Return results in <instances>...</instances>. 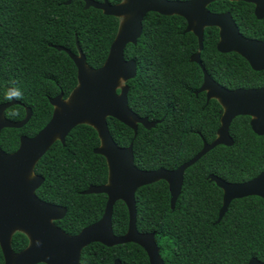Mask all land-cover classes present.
I'll use <instances>...</instances> for the list:
<instances>
[{"label": "trees", "instance_id": "obj_1", "mask_svg": "<svg viewBox=\"0 0 264 264\" xmlns=\"http://www.w3.org/2000/svg\"><path fill=\"white\" fill-rule=\"evenodd\" d=\"M0 0V104L9 88L23 91L21 104L8 107L5 118L22 120L25 107L31 117L21 128H4L0 148L16 150L21 135L33 136L50 120L49 98L62 93L66 99L77 85L76 67L61 46L77 54V45L86 64L99 68L118 31L120 20L94 8L84 9L83 0ZM101 2L102 0H94ZM111 5L121 0H107ZM210 8L230 11L240 31L264 41V18L257 20L252 5L219 1ZM179 16L149 12L142 20V34L136 44L124 49L134 59L136 75L127 81L129 107L149 121H158L147 130L133 131L109 118L107 127L117 146L132 142L134 165L141 170H174L211 143L220 125L222 107L204 94H194L202 81L200 67L190 62L197 51L196 37L184 32ZM217 30L206 28L200 59L207 73L228 88L264 86V70L253 71L236 53L216 50ZM248 116L230 124L231 146L218 145L185 169L173 210L167 183L159 180L139 188L135 194V225L139 232L154 234L164 264H247L255 258L264 262V199L249 196L233 199L219 222L222 191L208 179L215 175L230 183L246 182L264 170V135L250 128ZM100 145L94 128L75 126L64 143L54 142L38 161L35 174L44 178L36 195L44 202L62 206L65 216L55 221L63 232L77 234L97 222L104 210V194H83L89 186L107 182L105 158L93 150ZM112 232L123 235L128 226L125 204H114ZM28 245L27 237L15 232L13 253ZM149 264L145 251L134 243L107 247L91 243L80 254L79 264ZM0 264L3 256L0 250ZM43 264V263H41Z\"/></svg>", "mask_w": 264, "mask_h": 264}, {"label": "water", "instance_id": "obj_2", "mask_svg": "<svg viewBox=\"0 0 264 264\" xmlns=\"http://www.w3.org/2000/svg\"><path fill=\"white\" fill-rule=\"evenodd\" d=\"M72 0L65 2L68 5ZM217 0H123L111 5L107 0L97 2L83 0L84 9L94 8L106 16L121 18L118 31L113 39L107 57L97 69L86 64L85 56L77 45V54L61 47L76 67L77 85L70 95L62 98V93L49 99L54 111L48 123L33 137H20L18 149L6 154L0 149V250L3 264H79L81 250L90 243L112 247L125 243L140 246L148 257L149 264H164L153 233L138 232L135 225V193L140 187L163 180L168 185L170 208L174 209L186 168L198 161L209 150L218 145L231 146L233 141L228 128L237 116H249L250 128L258 136L264 135V87L258 89L227 90L206 73L199 60L202 49L203 28H220V41L216 45L219 52H235L242 56L253 70L264 69V42L242 37L231 16L213 14L205 7ZM256 5L255 15L264 16V0H241ZM149 12L163 16L178 15L185 19V32H192L198 42V51L190 58L203 72V83L198 92L206 91L207 101L219 100L223 107L220 126L211 143L203 141L201 150L190 160L174 170L159 168L140 170L134 166L132 144L119 147L112 140L107 127V118H113L137 132L136 124L149 130L159 121H149L136 116L127 105V88L116 91L120 82L132 79L136 74V62L124 59V48L136 44L142 34V20ZM17 102L12 100L0 104V132L4 128H21L30 119L27 108L23 120L13 122L3 117L5 109ZM87 124L95 129L100 145L93 150L105 158L108 178L106 184L89 186L83 194H104L106 203L101 218L83 228L76 235H68L53 224L66 213L65 208L40 200L36 189L42 184L41 176L32 174L38 159L56 140L64 142L67 134L77 125ZM208 179L222 190V205L216 222L225 214L233 199L257 196L264 199V170L254 178L242 183H230L214 175ZM116 201H122L128 211V226L125 234L116 236L112 232V210ZM24 232L29 245L19 253L10 247L12 234ZM113 264H121L115 260ZM247 264H264L255 258Z\"/></svg>", "mask_w": 264, "mask_h": 264}, {"label": "flooded vegetation", "instance_id": "obj_3", "mask_svg": "<svg viewBox=\"0 0 264 264\" xmlns=\"http://www.w3.org/2000/svg\"><path fill=\"white\" fill-rule=\"evenodd\" d=\"M123 0H121V2H122ZM168 1H188V0H168ZM219 1H224V0H217V1H213V2H211V3H209L208 5H206V7H205V9L208 11V12H210V13H213V14H225V13H228L230 16H231V19H232V21H233V23H234V25L236 26V28H237V30H238V32H239V34L242 36V37H244V38H246V39H250V40H257V41H261V42H264L263 40H260V39H257V38H251V37H248V36H246V35H244L241 31H240V29L238 28V26H237V24H236V22H235V20L233 19V16H232V14H231V12L230 11H221V12H218V11H214V10H212L211 8H210V6L213 4V3H215V2H219ZM227 1H231V2H244V3H247V4H250V5H252V13H253V15H254V17L257 19V20H262L263 18H264V16L262 17V18H258L256 15H255V8H256V5L254 4V3H251V2H245V1H241V0H227ZM171 16H173V15H171ZM175 16H178V15H175ZM145 17V16H144ZM179 17H181V16H179ZM181 18H183V17H181ZM184 19V18H183ZM119 20H120V22L122 21L121 20V18H119ZM184 21H185V19H184ZM186 26H187V24H186V21H185V29H186ZM206 28H215L216 30H217V42H216V45L218 44V42L220 41V28L219 27H217V26H210V27H204L203 28V36H204V30L206 29ZM184 32H185V30H184ZM190 33H192V32H190ZM193 34V33H192ZM194 35V34H193ZM195 36V35H194ZM196 37V36H195ZM139 39V38H138ZM137 39V40H138ZM196 40H197V38H196ZM127 46V45H126ZM197 46H198V42H197ZM202 46H203V40H202ZM125 49V48H124ZM202 50V49H201ZM217 50V49H216ZM109 51V50H108ZM197 51H198V47H197ZM196 51V52H197ZM195 52V53H196ZM201 52V51H200ZM200 52H199V60H200V62H201V59H200ZM219 52V51H218ZM73 53V52H72ZM194 53V54H195ZM219 53H231V52H219ZM232 53H235V52H232ZM237 54V53H236ZM193 55V54H192ZM191 55V56H192ZM239 55V54H238ZM191 56H190V58H191ZM240 56V55H239ZM242 57V56H241ZM243 58V57H242ZM124 59L125 60H129V59H126L125 58V56H124ZM244 59V58H243ZM134 60V59H133ZM245 60V59H244ZM189 61H190V59H189ZM246 61V60H245ZM191 62V61H190ZM247 62V61H246ZM193 63H195V64H197L198 66H199V64L198 63H196V62H193ZM247 64H248V66L250 67V69L251 70H253L252 68H251V66L249 65V63L247 62ZM201 65H202V63H201ZM200 67V66H199ZM202 67H203V65H202ZM204 68V67H203ZM97 69V68H96ZM136 69H137V65H136ZM200 69H201V67H200ZM205 69V68H204ZM264 69H261V70H253V71H257V72H259V71H263ZM201 71H202V69H201ZM206 71V70H205ZM206 73H207V71H206ZM208 74V73H207ZM136 75V74H135ZM209 75V74H208ZM210 76V75H209ZM135 77V76H134ZM133 77V78H134ZM211 77V76H210ZM132 78V79H133ZM212 78V77H211ZM213 79V78H212ZM129 80H131V79H129ZM129 80H127V81H129ZM127 81H122L121 80V82H120V86H119V88L117 89V93L118 94H120L121 93V87H126L127 88V105H128V108L136 115V116H138V117H141V116H139V115H137L130 107H129V103H128V86L126 85V83H127ZM213 81L214 82H216L217 84H219L215 79H213ZM202 83H203V72H202V81H201V84H200V86H199V88L197 89V90H195L194 91V94L195 95H197V94H199V93H203L204 94V98H205V102L207 103V102H209L210 100H212V99H214V100H216L218 103H219V105L221 106V104H220V102H219V100L218 99H216V98H211V99H209L208 101H207V99H206V91H201V92H198V90L200 89V87H201V85H202ZM220 86H222L221 84H219ZM222 87H224V86H222ZM262 87H264V86H261V87H257V88H235V89H258V88H262ZM225 89H227V90H235V89H228V88H226V87H224ZM56 97V96H55ZM62 98H63V96H62ZM49 99H51V98H49ZM12 100H14V101H16L17 103L16 104H13V105H19V104H21L19 101H17V100H15V99H12ZM12 100H10V101H12ZM10 101H8V102H10ZM5 103H7V102H5ZM2 104V103H1ZM51 105V104H50ZM12 106V105H11ZM52 106V105H51ZM222 107V106H221ZM27 108H29V107H25V116H26V111H27ZM30 109V108H29ZM6 110V109H5ZM31 111V110H30ZM53 111H54V107L52 106V113H53ZM5 112V111H4ZM222 112H223V107H222ZM222 115V114H221ZM25 116L23 117V119L25 118ZM51 116H52V114H51ZM3 117L5 118V115H4V113H3ZM31 117V116H30ZM238 117V116H237ZM249 117V116H248ZM51 118V117H50ZM141 118H143V117H141ZM147 118V117H146ZM250 118V117H249ZM5 119H7V118H5ZM22 119V120H23ZM109 118H107V120H108ZM111 119H113V118H111ZM148 119V118H147ZM235 119V118H234ZM233 119V120H234ZM251 119V118H250ZM250 119H249V121H250ZM11 121V120H10ZM19 121H21V120H19ZM159 121V120H158ZM13 122H18V121H13ZM28 122V121H27ZM108 122V121H107ZM160 122H161V120H160ZM121 123V122H120ZM159 123V122H158ZM121 124H123V123H121ZM123 125H125V124H123ZM140 124H136V126H137V129H138V126H139ZM24 126V125H23ZM125 126H127V125H125ZM220 126V125H219ZM128 127V126H127ZM131 129V128H130ZM229 129V128H228ZM3 130V129H2ZM1 130V131H2ZM132 130V129H131ZM218 130V129H217ZM133 131V130H132ZM37 134V133H36ZM36 134H34V135H36ZM134 134V133H133ZM216 134H217V131H216ZM33 135V136H34ZM136 135V134H135ZM134 135V136H135ZM21 136H25V137H29V138H31V137H33V136H27V135H21ZM20 136V137H21ZM258 136V135H257ZM20 137H19V142H20ZM232 139V138H231ZM65 140V139H64ZM56 141H59L60 143H64V142H61L60 140H58V139H56L54 142H56ZM204 141V140H203ZM53 142V143H54ZM52 143V144H53ZM131 144H132V142H130ZM130 143L128 144V146L130 145ZM51 144V145H52ZM203 145V144H202ZM128 146H126V147H128ZM18 147H19V143H18V146H17V148H16V150L18 149ZM120 147V146H119ZM126 147H122V148H126ZM1 149V148H0ZM2 150V149H1ZM15 150V151H16ZM48 150V149H47ZM46 150V151H47ZM3 151V150H2ZM15 151H13V152H15ZM4 152V151H3ZM13 152H11V153H13ZM4 153H6V152H4ZM11 153H6V154H11ZM46 153V152H45ZM44 153V154H45ZM132 153H133V151H132ZM43 154V155H44ZM42 155V156H43ZM42 156L38 159V161L42 158ZM38 161L35 163V165H34V167H33V170H32V174L34 175V176H40V175H38V174H35V172H34V168H35V166H36V164L38 163ZM133 162H134V160H133ZM135 166V165H134ZM136 167V166H135ZM137 168V167H136ZM137 169H139V168H137ZM141 170V169H140ZM147 171H150V170H147ZM211 175V174H210ZM215 176V175H214ZM42 177V176H41ZM43 178V177H42ZM221 179V178H220ZM43 181H44V178H43ZM43 183V182H42ZM106 184V183H105ZM41 186V185H40ZM39 186V187H40ZM38 187V188H39ZM167 187H168V185H167ZM37 188V189H38ZM141 188V187H140ZM219 188V187H218ZM36 189V190H37ZM220 189V188H219ZM138 190V189H137ZM222 191V190H221ZM36 192V191H35ZM137 192V191H136ZM83 193V192H82ZM36 194V193H35ZM136 194V193H135ZM170 195V194H169ZM37 196V195H36ZM107 199V198H106ZM134 199H135V197H134ZM41 200V199H40ZM116 202H118V201H116ZM115 202V203H116ZM122 202V201H121ZM47 203V202H46ZM106 203V202H105ZM124 203V202H123ZM169 203H170V200H169ZM50 204V203H49ZM53 205H55V204H53ZM57 206H59V205H57ZM114 206V205H113ZM126 206V205H125ZM62 207V206H61ZM64 208V207H63ZM136 208V207H135ZM66 210V209H65ZM128 212V211H127ZM66 214V213H65ZM65 216V215H64ZM63 216V217H64ZM62 219V218H61ZM60 219V220H61ZM55 221H59V220H55ZM55 221H53V224H54V222ZM55 225V224H54ZM55 226H57V225H55ZM58 227V226H57ZM87 227V226H86ZM59 228V227H58ZM85 228V227H84ZM60 229V228H59ZM137 229V228H136ZM61 230V229H60ZM82 230V229H81ZM80 230V231H81ZM62 231V230H61ZM79 231V232H80ZM138 231V230H137ZM15 232H20V233H23L26 237H27V239H28V245H29V238H28V236L24 233V232H21V231H15ZM14 232V233H15ZM78 232V233H79ZM139 232V231H138ZM13 233V234H14ZM65 233V232H64ZM77 233V234H78ZM141 233H149V232H141ZM12 234V235H13ZM67 234V233H66ZM125 234V233H124ZM69 235V234H68ZM76 235V234H75ZM71 236H73V235H71ZM122 236V235H121ZM12 238V237H11ZM155 239V238H154ZM91 244V243H90ZM27 245V246H28ZM26 246V247H27ZM88 246V245H87ZM10 247H11V241H10ZM25 247V248H26ZM86 247V246H85ZM24 248V249H25ZM159 248V247H158ZM23 249V250H24ZM22 250V251H23ZM82 251V250H81ZM80 254H81V252H80ZM79 262H80V258H79ZM41 264V263H40Z\"/></svg>", "mask_w": 264, "mask_h": 264}, {"label": "clouds", "instance_id": "obj_4", "mask_svg": "<svg viewBox=\"0 0 264 264\" xmlns=\"http://www.w3.org/2000/svg\"><path fill=\"white\" fill-rule=\"evenodd\" d=\"M23 91L19 88V87H15V88H9L6 92H5V96L4 98L6 100H12V99H17L20 100L23 98Z\"/></svg>", "mask_w": 264, "mask_h": 264}]
</instances>
